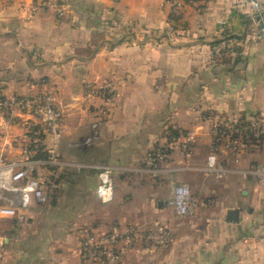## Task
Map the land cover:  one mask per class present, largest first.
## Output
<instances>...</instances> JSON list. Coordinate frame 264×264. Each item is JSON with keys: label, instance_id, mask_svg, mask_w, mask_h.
<instances>
[{"label": "crops", "instance_id": "obj_1", "mask_svg": "<svg viewBox=\"0 0 264 264\" xmlns=\"http://www.w3.org/2000/svg\"><path fill=\"white\" fill-rule=\"evenodd\" d=\"M258 20L249 0H199L176 11L169 0H0V98L51 91L62 111L55 146L64 162L54 171L37 167L54 184L46 202L19 207L24 220L0 216V264H84L82 229L157 221L173 241L137 243L124 264L180 262L188 249L202 264H264V182L245 172L264 164V142L238 154L221 147L225 172L204 170L217 122L264 117ZM220 40L226 45L216 52ZM103 81L115 85L114 99L87 94V84ZM0 116V156L11 158L20 151L13 135L26 129L6 128ZM173 129L195 134L189 156L179 140L170 143ZM53 141L44 135L46 147ZM154 150L164 155L151 162ZM106 164L114 193L103 203L95 186ZM178 181L194 200L185 215L168 203Z\"/></svg>", "mask_w": 264, "mask_h": 264}, {"label": "built area", "instance_id": "obj_2", "mask_svg": "<svg viewBox=\"0 0 264 264\" xmlns=\"http://www.w3.org/2000/svg\"><path fill=\"white\" fill-rule=\"evenodd\" d=\"M249 1L258 11L259 23L255 37L264 39L261 1ZM172 3L176 11L184 4L192 2L173 0ZM32 10L33 7L28 8V12ZM56 10L58 14L63 12V8L59 6ZM225 45L226 42L220 40L212 48L219 52ZM38 84L41 85V82L37 81ZM86 90L87 94L94 93L105 100H112L117 95L116 87L110 81H103L96 86L87 84ZM0 108L6 127L15 124L23 125L26 129L21 135H13L10 141H19V153L11 158L0 156V216H15L24 220L25 213L19 207H27L32 200L46 202L54 187V184H50L44 177L35 174L37 167L43 166L54 171L64 164L55 146L61 136L62 111L54 94L41 86L32 93L0 98ZM46 133L52 134L53 146H45ZM261 135H264V117L259 114L217 122L213 128L212 148L206 157L204 170L217 177L221 176L226 170V166L217 160L221 147L238 154L246 150L254 142V138ZM169 140L170 143L179 140L182 154L189 156L193 151L195 134L173 129ZM163 155L162 150H154L149 154V159L153 162L154 158H163ZM245 172L255 176L257 181L264 182L263 166L250 165ZM97 177L96 196L101 202H108L114 193L112 168L107 164L98 166ZM168 203L178 215L189 213L194 203L189 185L182 181L174 182ZM173 238L171 228L159 221L146 228L127 225L123 229L112 223L103 230L82 229L77 251L84 264H124L126 253L135 248L137 243L147 247L164 246L171 243Z\"/></svg>", "mask_w": 264, "mask_h": 264}, {"label": "rangeland", "instance_id": "obj_3", "mask_svg": "<svg viewBox=\"0 0 264 264\" xmlns=\"http://www.w3.org/2000/svg\"><path fill=\"white\" fill-rule=\"evenodd\" d=\"M261 11H262V13H263V16H264V0H262L261 1ZM232 45V44H231ZM233 45H236L235 44V42L233 43ZM1 108H0V115H1ZM3 115V114H2ZM1 123H3V118L0 116V127L2 126L1 125ZM3 127V126H2ZM1 127V128H2ZM3 128H5V127H3ZM7 128V127H6ZM12 128V127H11ZM10 128V129H11ZM264 144V143H263ZM264 147V146H263ZM19 152V151H18ZM257 164H259V165H261V166H263L264 167V164H263V160H257V161H255V162H253L251 165H257ZM250 167V165L247 167V168H249ZM250 175V174H249ZM251 176H253L252 174H251ZM254 178H255V180H257L256 179V177L254 176ZM193 245V244H192ZM187 252H188V254H187ZM197 256H199V253H197L196 251H194L193 249H188L187 251H186V254H185V257L183 258V259H181V261L179 262V258H176V259H167L168 260V262L167 263H165V264H202V262H203V258L202 257H197ZM208 260H210V259H208Z\"/></svg>", "mask_w": 264, "mask_h": 264}, {"label": "trees", "instance_id": "obj_4", "mask_svg": "<svg viewBox=\"0 0 264 264\" xmlns=\"http://www.w3.org/2000/svg\"><path fill=\"white\" fill-rule=\"evenodd\" d=\"M169 1H173V0H169ZM187 1V0H186ZM190 2H195V1H199V0H189ZM203 1V0H202ZM205 1V0H204ZM179 16V14H177V13H175V14H171V17H173V18H177ZM258 140V141H257ZM253 141H254V143H258V142H264V135H261V136H259L258 138H254L253 139Z\"/></svg>", "mask_w": 264, "mask_h": 264}]
</instances>
